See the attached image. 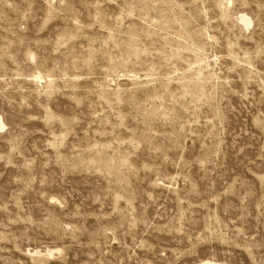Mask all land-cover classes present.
I'll return each mask as SVG.
<instances>
[{
    "label": "rangeland",
    "instance_id": "1",
    "mask_svg": "<svg viewBox=\"0 0 264 264\" xmlns=\"http://www.w3.org/2000/svg\"><path fill=\"white\" fill-rule=\"evenodd\" d=\"M0 116V264H264V0H0Z\"/></svg>",
    "mask_w": 264,
    "mask_h": 264
},
{
    "label": "bare ground",
    "instance_id": "2",
    "mask_svg": "<svg viewBox=\"0 0 264 264\" xmlns=\"http://www.w3.org/2000/svg\"><path fill=\"white\" fill-rule=\"evenodd\" d=\"M240 20H241V22H242L243 24L250 25V20L248 19L247 16H244V15L241 16ZM36 78H37V79H43V78H41V77H36ZM4 128H5L4 120H3V117L0 116V131H3ZM48 254H49L50 256H52V253H51V252H49ZM52 257H53V256H52Z\"/></svg>",
    "mask_w": 264,
    "mask_h": 264
}]
</instances>
